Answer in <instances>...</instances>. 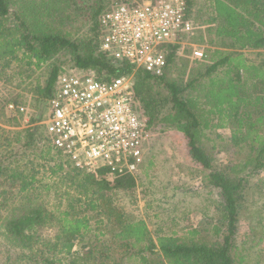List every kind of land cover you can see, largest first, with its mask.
<instances>
[{
    "label": "trees",
    "instance_id": "trees-1",
    "mask_svg": "<svg viewBox=\"0 0 264 264\" xmlns=\"http://www.w3.org/2000/svg\"><path fill=\"white\" fill-rule=\"evenodd\" d=\"M105 1L96 0L97 6L93 7L84 0H0V65L4 68L11 59H25L27 65L39 68L48 62L44 84H37L34 89L44 102L51 96L55 79L61 71L57 60L65 54L71 55L72 66L92 70L100 80L132 72L131 65L113 60L99 47V14L109 6L102 5ZM192 1L186 0V17H189ZM208 1L213 12L205 20V30L212 36L206 42L215 49H208V57L204 53V62L200 64L202 69L184 84L172 79L165 71L154 75L136 69L133 89L136 104L146 116L149 126L163 125L180 132L186 141L189 159L201 172L203 184L219 193L217 219L211 227L215 240L209 242L203 236L198 237L199 232L192 229L186 236H157L154 243L144 221L125 220L122 214L114 215L116 212L110 206L111 198L107 192L131 189L134 186L132 175L112 173L105 168L93 172L70 169L74 172L73 177H77V185L83 187L86 196L92 197L89 208H103L101 213L106 216L103 219L117 225L113 239H119L125 250L129 246L141 245L138 248L140 252L160 254L166 264L239 262L235 233L242 192L248 175L264 169V56L258 62H252L238 51L264 49V0ZM84 13H89L88 34L73 38L78 31L73 27L74 21ZM163 47L167 52L168 67L179 45L168 43ZM219 47L230 50H220ZM17 51L21 52V57H18ZM9 101L21 105L15 98ZM225 126L230 131V143L235 144L239 152L245 153V157L217 169L202 139L206 130ZM38 128V125H33L15 131L13 140L21 147L20 152L7 150L0 153V186L6 184L8 188V191L0 192V220L7 233L16 240V245L24 249L19 255L22 261L61 264L57 256L71 253L74 245L82 243L91 231L90 217L42 206L38 199H31L35 173L25 172L23 168L9 169L7 164L4 165L6 160L18 162L29 152L28 155L33 158L52 161L50 174L63 169L51 146L47 143L40 145ZM3 143L1 141L0 150ZM54 160L57 162L54 163ZM17 181L20 183L18 191L12 192L9 187ZM19 192L23 194L18 196ZM70 201L69 208L72 209V202L76 203L79 199L72 197ZM103 219L97 222L102 223ZM52 224L58 226V232L50 243L43 238L41 229ZM46 251L48 255L44 253ZM140 259L146 261L143 254Z\"/></svg>",
    "mask_w": 264,
    "mask_h": 264
},
{
    "label": "rangeland",
    "instance_id": "rangeland-1",
    "mask_svg": "<svg viewBox=\"0 0 264 264\" xmlns=\"http://www.w3.org/2000/svg\"><path fill=\"white\" fill-rule=\"evenodd\" d=\"M115 1L125 0H106L102 5H110ZM84 2L93 7L97 6L96 0H84ZM192 2L187 17L192 28L178 38L176 43L179 47L175 56L168 67L166 66L167 69L166 67V70L164 69L168 76L182 84L202 69L200 64L204 62V58L201 61L194 59L192 50L200 48L208 57L210 55L208 49H215V46H210L206 42L212 34L205 30V20L213 12L212 6L208 0ZM88 17L89 13H84L74 21L73 27L78 31L74 33L73 38L88 34ZM66 28L68 29V26ZM70 29L74 28L70 26ZM219 48L224 51L230 50ZM238 51L252 62H258L264 56V49ZM17 54L18 57L22 55L20 51H17ZM57 64H61V68L71 65V55L65 54L59 57ZM48 69V62L35 68L33 65H27L25 59L20 61L11 59L9 65L4 68L0 65V143L4 141L1 154L7 150L20 152L21 147L14 142L13 134L33 125L39 126L40 145L46 144L44 130L38 123L46 108V101L38 97L34 89L35 85L44 84ZM14 98L24 106L23 114L6 108L7 104L12 102L9 100ZM33 118L36 120L32 121ZM151 132L152 139L147 145L145 159L132 175L134 186L131 189H112L110 192L104 189L111 198L110 206L116 212L114 215L122 214L123 219L130 221H144L149 237L154 243L157 236H186L192 229L199 232L198 237L203 236L207 241L213 242L215 239L211 234V227L217 219L216 204L220 198L219 193L203 184L201 172L189 159L186 141L180 132L163 125H153ZM229 139L230 131L227 126L205 131L203 146L212 154L213 164L217 169L244 160L245 153L239 152ZM28 153L18 162L6 160L4 165L7 164L9 169L23 168L25 172L35 173L33 182L35 189L31 199H38L42 206L53 211L58 208L61 211L69 210L72 215L86 214L90 217L91 231L85 235L82 243L74 245L71 253L57 256L61 259V264H166L162 262L163 258L160 254L140 252L138 248L141 245L129 246L125 250L124 246L120 245L119 239H113L112 234L118 227L115 223H108L103 219L106 217L104 212L101 213L103 208H89L92 197L89 194H87L89 197L86 196L83 187L77 185L79 182L77 177H73L74 172L63 168L54 175L50 174L51 160L49 162V160L33 158ZM53 162L56 163L57 160ZM19 184L17 181L9 187L10 190L18 191ZM45 187L48 189L45 190ZM2 190L8 191L6 184L0 186V192ZM22 194L19 192L18 196ZM242 194L235 233V245L240 261L236 264H264V169L248 175ZM72 197L78 198L79 201L76 203L73 201L70 209L69 202ZM99 219H103L104 222L98 223ZM57 232L58 226L55 224L41 229L43 238L50 243ZM15 241L0 220V264H32V260L25 262L20 259L19 255L24 249L17 246ZM44 253L49 254L47 251ZM141 254L146 257V261L140 259ZM237 258L235 257L236 260Z\"/></svg>",
    "mask_w": 264,
    "mask_h": 264
},
{
    "label": "built area",
    "instance_id": "built-area-1",
    "mask_svg": "<svg viewBox=\"0 0 264 264\" xmlns=\"http://www.w3.org/2000/svg\"><path fill=\"white\" fill-rule=\"evenodd\" d=\"M186 8V0L115 1L99 14L100 49L133 71L100 80L92 70L61 68L38 123L63 168L130 175L139 169L152 132L136 104L133 74H163L164 44L178 42L192 28ZM192 55L201 61L204 51L194 48ZM6 108L24 113L13 102Z\"/></svg>",
    "mask_w": 264,
    "mask_h": 264
}]
</instances>
